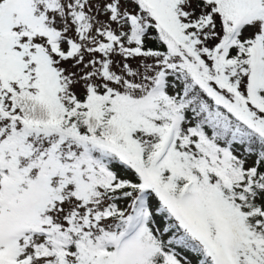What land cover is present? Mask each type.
<instances>
[{
	"label": "snow or ice",
	"instance_id": "snow-or-ice-1",
	"mask_svg": "<svg viewBox=\"0 0 264 264\" xmlns=\"http://www.w3.org/2000/svg\"><path fill=\"white\" fill-rule=\"evenodd\" d=\"M0 264H264V0H0Z\"/></svg>",
	"mask_w": 264,
	"mask_h": 264
},
{
	"label": "rangeland",
	"instance_id": "rangeland-1",
	"mask_svg": "<svg viewBox=\"0 0 264 264\" xmlns=\"http://www.w3.org/2000/svg\"><path fill=\"white\" fill-rule=\"evenodd\" d=\"M102 19H107V17H101Z\"/></svg>",
	"mask_w": 264,
	"mask_h": 264
}]
</instances>
